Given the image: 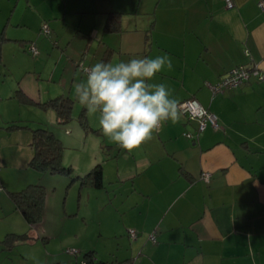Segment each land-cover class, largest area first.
Masks as SVG:
<instances>
[{
	"label": "crops",
	"instance_id": "1",
	"mask_svg": "<svg viewBox=\"0 0 264 264\" xmlns=\"http://www.w3.org/2000/svg\"><path fill=\"white\" fill-rule=\"evenodd\" d=\"M12 1L7 13L0 9V79H7L6 87L0 82V117L13 127L0 129V246L10 249L12 244L2 243L5 236L26 233L32 225L9 193L41 180L23 147L31 146L33 128L46 125L38 122L30 133L20 131L26 125L23 113L44 111L38 102L62 95L73 99L78 115L83 105L73 84L85 78L82 66L167 54L171 70L163 69L152 82L166 84L177 106L195 98L216 115L219 127L207 125L189 138L184 133H195L197 121L178 107L177 122H162L151 140L129 152L103 135L99 114L86 109L88 126L82 130L79 125L67 140L84 168L68 165L74 175H83L101 163V186L78 185L77 193L85 192V206L99 207L101 219L110 207L118 222L110 258H99L93 249L86 252L101 264H252L246 247L251 236L255 264H264V81L250 78L217 93L210 88L241 64L264 72V9L258 5L264 0H233L231 8L223 0H88L73 8L78 20L60 30L62 38L73 30L66 43L46 35L64 48L45 73L46 55L37 59V46L36 54L29 51L34 67L28 68L22 55L33 37L47 50L37 28L45 17L55 19L54 3L50 0L42 11L34 0ZM30 7L31 18L38 17L35 23L23 19ZM110 11L120 13L118 31L104 30ZM91 15L93 24L82 26L83 17ZM31 23L34 28L27 31ZM8 44L14 46L11 58L5 55ZM46 110L57 121L55 110ZM202 171L210 173L208 180L201 178ZM76 182L69 179L68 184ZM130 228L136 230L135 238L129 236ZM152 231L155 242L149 238ZM28 235L16 242L39 241Z\"/></svg>",
	"mask_w": 264,
	"mask_h": 264
},
{
	"label": "rangeland",
	"instance_id": "2",
	"mask_svg": "<svg viewBox=\"0 0 264 264\" xmlns=\"http://www.w3.org/2000/svg\"><path fill=\"white\" fill-rule=\"evenodd\" d=\"M34 1L36 5L38 4L42 11L48 8L47 5H49L48 3L50 2V0ZM52 1L54 3L56 17L55 19L52 16L45 17L42 22L49 26L52 37L54 36V38H56L55 35L58 36L56 38L57 41H54V38L49 39L41 32L40 27L42 22L40 27L37 28V36H40V40L48 45L46 46L47 50L44 47H41L35 37H33L31 41L39 48V53L36 57L37 59H40L43 53L46 55V57H44V60L46 61L44 73L51 70V64L54 60H56L55 56L62 53L61 49L64 48V43H66L68 41L67 38H70L71 34H73V30L69 28L68 30L66 29L67 31L65 32L63 38L61 37V32L63 31L62 29L66 28L65 23L71 26L72 23H75L78 20L79 15L74 12L73 8L75 6L77 7L85 4L88 0ZM63 3L66 4L64 14H62L64 7ZM12 6V0H0V9L2 10V14L3 12L7 13ZM31 8L32 7L27 10L23 19L30 22H32L33 19L35 23L36 18L38 17L35 16L31 18ZM53 21H55L54 24H52ZM85 24H93L92 15L91 17H83L82 26ZM28 27L27 31L34 28L33 23H31ZM61 39L66 40L63 45L57 44L55 46L52 42L54 41L57 43L60 42ZM13 47L14 46L12 44L7 45V49L5 50L7 58H11V56L14 55ZM31 55L32 54L28 50L24 55H22V61H25L28 68L34 67L37 63L35 62L36 59H34V56ZM58 64L60 65L61 61H59ZM78 68H81L80 65ZM44 73H42V76H44ZM82 76L85 77V74L83 73ZM0 82L4 83L3 87L7 86L5 84L7 83V79H0ZM46 111L47 110L45 108L44 111L36 112L29 110L27 113H23V115H25L24 120L26 121L23 122V124L26 125H22L23 128H21L20 131H27V133H30L31 128L37 126V124L39 125L38 122H42L43 125H46V127L51 130L56 137L59 136L58 138L63 145L62 160H65L64 164H72L74 166L75 164H79L83 166V159L80 158L79 154H77L75 150L69 147L67 141L72 137L73 132L75 133L77 129H79L78 126H81L78 115H76V107L73 106L71 117L67 121H61L58 116L56 121V118L51 116L50 112ZM15 116L16 115L14 114L12 118ZM32 116H36L37 118L34 123L31 121L33 118ZM8 124L9 123L7 122L2 123V118L0 117V129L2 127V129H5L3 131H6L8 128H13L8 127ZM81 129L83 130L84 127L81 126ZM23 149H28V162L33 154V148L27 145L26 147H23ZM82 168H84V166ZM40 179L39 183L44 186L45 191L42 216L38 222L31 223L32 225L29 224L31 227L28 226L29 229L26 232L27 234L34 235L35 238L38 237L39 241L37 243L24 241L17 243L16 241L19 240L17 238L16 240L13 239L7 242H2L8 244V246L9 243L12 242V247L10 248V253V249L0 246V264H81L82 260L85 259L83 256L84 253L89 249L96 250L98 257L101 259L110 258L112 256L110 252L112 250H116L115 243L117 242V239L114 238V235L116 234H114L113 228L118 225V222L116 224V219L109 213L111 210L110 207L106 211L108 214H105L101 219L100 211L98 210L99 207L96 206V208H93L92 204L85 206V192H82L81 196L77 193L78 185L79 187H84L86 184L80 185V181L78 180L79 184L76 182L75 184L70 185V183L68 184L70 177L60 172L42 171ZM11 216L12 214H9L6 217L10 218ZM13 217H11V219H13ZM98 220H101V224ZM13 224L14 223H12V225ZM68 249L76 250V252H68Z\"/></svg>",
	"mask_w": 264,
	"mask_h": 264
},
{
	"label": "clouds",
	"instance_id": "3",
	"mask_svg": "<svg viewBox=\"0 0 264 264\" xmlns=\"http://www.w3.org/2000/svg\"><path fill=\"white\" fill-rule=\"evenodd\" d=\"M165 68H172L167 54L118 63L100 61L86 70L84 79L73 84L75 97L88 113L99 114L103 135L131 152L151 140L162 122L175 123L181 118L167 85L152 82ZM246 247L255 264L251 236Z\"/></svg>",
	"mask_w": 264,
	"mask_h": 264
},
{
	"label": "trees",
	"instance_id": "4",
	"mask_svg": "<svg viewBox=\"0 0 264 264\" xmlns=\"http://www.w3.org/2000/svg\"><path fill=\"white\" fill-rule=\"evenodd\" d=\"M119 16L120 13L117 11L108 12L104 23V30L108 32L118 31L120 29ZM73 102L72 98L60 95L47 101L38 102V105L43 108H53L61 121H67L71 117ZM78 119L82 127L86 128L88 126L86 108L84 106L79 110ZM31 146L33 148V154L29 160V165L37 171L60 172L68 175L71 181L79 180L80 184L89 183L93 187L101 186V163L97 162L83 175H74L72 167L63 163V145L60 139L47 127L37 126L31 130ZM9 195L13 200L15 208L20 211L28 223L38 222L41 219L45 197L44 186L42 184H28L19 191L10 192ZM17 238L23 240L30 238V236L25 233L7 234L3 241L7 242L13 239L16 240ZM11 244L12 242L9 243V245ZM84 258L86 264L102 263L101 261H93L90 251L84 254Z\"/></svg>",
	"mask_w": 264,
	"mask_h": 264
},
{
	"label": "built area",
	"instance_id": "5",
	"mask_svg": "<svg viewBox=\"0 0 264 264\" xmlns=\"http://www.w3.org/2000/svg\"><path fill=\"white\" fill-rule=\"evenodd\" d=\"M226 7L231 8L234 6L233 0H223ZM261 9H264L263 2L260 1L258 3ZM41 32L47 36H50L51 30L46 23H42L41 25ZM27 50L30 51L32 54L37 53L36 45L31 42L27 45ZM81 66V64H80ZM83 70H86L89 67H83ZM251 77L255 78L256 80L264 81V72L260 71L257 68H248L245 65H238L230 69L224 76H222L218 81L213 84H210V88L213 93L223 92L225 90L236 88L243 83L247 82ZM178 107L181 109L182 113L187 117L189 120H196L197 121V128L195 133L192 132H185L184 134L192 138L200 134L207 125L212 127H219V123L217 121L216 115L210 111L208 108L204 107L200 104L195 98L189 97L186 98L178 103ZM210 173L208 171L201 172V178L204 180H208ZM1 190V189H0ZM128 234L131 238H135L137 232L134 228L128 229ZM151 241H156V233L152 231L149 235ZM68 252H76V250L68 249ZM81 264H86L85 260H82ZM125 264H133L131 261H127Z\"/></svg>",
	"mask_w": 264,
	"mask_h": 264
}]
</instances>
